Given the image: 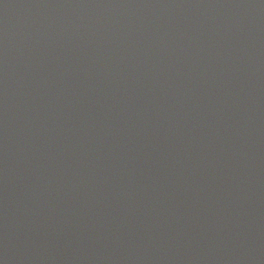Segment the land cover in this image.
Returning a JSON list of instances; mask_svg holds the SVG:
<instances>
[{
	"label": "water",
	"instance_id": "obj_1",
	"mask_svg": "<svg viewBox=\"0 0 264 264\" xmlns=\"http://www.w3.org/2000/svg\"><path fill=\"white\" fill-rule=\"evenodd\" d=\"M0 264H264V0H0Z\"/></svg>",
	"mask_w": 264,
	"mask_h": 264
}]
</instances>
